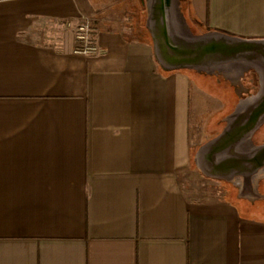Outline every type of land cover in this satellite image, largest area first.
<instances>
[{"label":"crops","instance_id":"1","mask_svg":"<svg viewBox=\"0 0 264 264\" xmlns=\"http://www.w3.org/2000/svg\"><path fill=\"white\" fill-rule=\"evenodd\" d=\"M148 2L0 0V264H264L252 203L186 193L191 78L156 63ZM176 8L264 38V0ZM84 18L94 55L73 52Z\"/></svg>","mask_w":264,"mask_h":264},{"label":"water","instance_id":"2","mask_svg":"<svg viewBox=\"0 0 264 264\" xmlns=\"http://www.w3.org/2000/svg\"><path fill=\"white\" fill-rule=\"evenodd\" d=\"M145 27L154 59L164 71L211 69L246 62L264 69V38H245L222 31L188 36L175 14V0H149ZM264 120V81L258 93L234 113L223 129L197 151L200 171L211 178L241 176L247 183L264 166V144L245 149L244 141Z\"/></svg>","mask_w":264,"mask_h":264},{"label":"rangeland","instance_id":"3","mask_svg":"<svg viewBox=\"0 0 264 264\" xmlns=\"http://www.w3.org/2000/svg\"><path fill=\"white\" fill-rule=\"evenodd\" d=\"M176 7L177 0L175 14L184 34L195 36L206 32L196 21L186 24ZM179 70L187 71L191 78L190 144L192 153L196 155L202 144L216 136L232 115L246 105L251 97H255L261 85L257 82V74L264 77V69L246 62H231L211 69ZM198 92L206 94L207 98H201ZM263 144L264 120L250 133L243 147L251 149ZM183 185L186 193H222L227 199L237 203L242 210L247 209L248 202L252 203L253 209L251 208L249 212H257V215L264 216V201L258 200L264 198V166L252 174L250 182L247 183L241 176H234L231 179L208 177L194 163L185 176Z\"/></svg>","mask_w":264,"mask_h":264},{"label":"built area","instance_id":"4","mask_svg":"<svg viewBox=\"0 0 264 264\" xmlns=\"http://www.w3.org/2000/svg\"><path fill=\"white\" fill-rule=\"evenodd\" d=\"M70 25V23H67ZM74 32V49L73 52L81 55H94L98 52V48L92 37L93 28L91 21L87 18L77 21L73 26Z\"/></svg>","mask_w":264,"mask_h":264},{"label":"trees","instance_id":"5","mask_svg":"<svg viewBox=\"0 0 264 264\" xmlns=\"http://www.w3.org/2000/svg\"><path fill=\"white\" fill-rule=\"evenodd\" d=\"M197 160H198V157H196V159H195V161H194V163H195L196 165H198Z\"/></svg>","mask_w":264,"mask_h":264}]
</instances>
